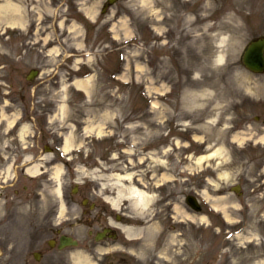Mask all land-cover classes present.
<instances>
[{
    "label": "rangeland",
    "instance_id": "rangeland-1",
    "mask_svg": "<svg viewBox=\"0 0 264 264\" xmlns=\"http://www.w3.org/2000/svg\"><path fill=\"white\" fill-rule=\"evenodd\" d=\"M107 1L20 0L21 4L18 3L28 11L23 13L24 17L27 14V19L38 27L30 30H40L28 35L39 44L36 49L31 42L22 61L18 54L25 46L23 36L27 31L8 29L6 12L3 14L0 119L4 109L13 115L22 113L23 121L37 134L33 138L30 133L23 142L13 129L9 142L19 144V148L23 143L34 142L42 148L45 145L52 148L61 146L64 135L73 130L75 144L82 148L66 154L71 161H66L65 153H61L66 162L63 189L72 190L73 196H88L86 203L96 201L100 191L117 195L114 193L118 186L116 174L131 173L132 182L158 198L157 203L166 195L175 201L177 195V203L181 205L185 195L197 190L198 183L207 175L214 177L215 185L208 186L210 195L226 193L224 197H231V202H226L231 205V219L210 215L212 224L205 223L202 242L192 229L168 231L162 222L157 224L152 230L157 242L163 240L164 234H170L156 247V264H264V162L260 161L264 159V144L241 150L231 140V125L236 121L254 114L264 116V74L250 72L241 62L251 37L264 33V0H116L107 12H102ZM86 7L95 10L93 20L97 22L86 17L83 12ZM152 8L160 15L156 16ZM54 46L60 50L59 56L50 51ZM41 49L43 57L39 55ZM120 53L124 56L122 61ZM221 53L225 60L220 64L217 58ZM76 61L80 69L75 66ZM119 65L122 78L121 70L117 71ZM33 69L39 73L30 81L27 78ZM90 72H93L89 83L91 93L86 95L76 89L73 81ZM114 74L120 78L113 77ZM1 95L8 97L5 98L9 102L5 103ZM155 101L157 106H153ZM61 104L67 108L63 116L59 111ZM25 111L35 119L28 118ZM234 111L240 114L236 116ZM106 112L109 117L105 116ZM43 113L47 114L46 129L37 117ZM84 117L87 123L93 121L95 125L105 122L103 130L83 133L80 120ZM212 118L215 121L211 123ZM218 147L224 150L220 170L232 174L231 179H226L228 182L215 176V159L220 157L209 159L201 166L195 163L198 155ZM52 157L53 154L48 156ZM15 169L19 182L13 194L20 193L14 199L10 224L5 223L10 214L6 215L0 208L3 223L0 264H24L23 257L31 248L32 232L26 230V224L35 212L25 215L24 209L32 206L31 200L41 214L58 200L51 191L52 183L47 180L49 175L33 181L25 177L21 167ZM41 181L46 184L41 185ZM237 184L242 186L241 193L233 189ZM34 185L39 186L37 189L42 193L39 196L44 198L38 203L34 200L37 196L32 191ZM79 186H82L80 191L75 189ZM27 195L32 197L26 203ZM128 200L124 197V204ZM155 200L151 206H155ZM149 210L140 211L144 215ZM237 230L241 234L235 236ZM153 237L141 248L140 259L136 255L127 256L128 264H152ZM198 244L205 252L203 258L195 259L193 254Z\"/></svg>",
    "mask_w": 264,
    "mask_h": 264
},
{
    "label": "flooded vegetation",
    "instance_id": "flooded-vegetation-1",
    "mask_svg": "<svg viewBox=\"0 0 264 264\" xmlns=\"http://www.w3.org/2000/svg\"><path fill=\"white\" fill-rule=\"evenodd\" d=\"M30 36H32V33ZM28 52L29 48L23 49L25 55ZM24 57H21V61ZM26 113L29 116L28 112ZM234 113L236 116L240 114L238 111H234ZM262 116L261 113L257 116L256 123H264V117L262 119ZM244 125L245 121H236L234 127L238 128ZM259 128H263V125H260ZM6 140L7 137L4 129H2L0 130V193L6 197H11L9 187H12L13 184H4L6 181L4 175L9 166L13 164L25 166L33 164L35 160L43 158L41 155L43 148L36 142L21 145L19 148V144L13 145L7 143ZM13 146H15V149ZM30 146L34 148L31 149ZM203 186V183L199 182L198 190L202 191ZM86 198L88 196L86 197L83 194L80 196L70 195V197L65 198L66 206L64 208L54 204L46 213L42 214L39 208H31V211H35L31 214L29 221V226L32 229L29 241L31 248L27 251V255L23 257L24 264H82V262L83 264H126L128 257L123 251H130L129 248L133 244L132 237L128 235L129 228L137 233L136 257L137 253L141 251L142 240L148 239L151 242L153 233L146 229L147 224L142 223L140 213H136V218H134L127 206L110 207L99 200L86 203ZM167 202L171 203V200H166L162 204L165 205ZM11 208L12 205H10L9 210ZM152 211L155 223L157 222L160 225L162 222L166 230L170 231L176 228L182 231L188 228L194 232L192 227H188L183 223H173L171 206L160 207L157 205L152 208ZM195 231L198 241L202 242L204 231L202 228ZM169 234H164L161 242H157L153 237L154 241L151 243L152 264L157 262L156 247L166 241ZM181 234L183 235V232ZM70 238L77 239L78 244L71 245L62 242L63 239ZM185 242L188 241L185 240ZM62 244H64V247H62ZM136 262H138L137 259Z\"/></svg>",
    "mask_w": 264,
    "mask_h": 264
},
{
    "label": "bare ground",
    "instance_id": "bare-ground-1",
    "mask_svg": "<svg viewBox=\"0 0 264 264\" xmlns=\"http://www.w3.org/2000/svg\"><path fill=\"white\" fill-rule=\"evenodd\" d=\"M16 1V2H15ZM7 0V2H1L0 3V19H2L4 17V13L6 12V20L8 22H10V25H14L16 27H21L22 25L24 26L25 24V20L26 18H24V14L26 11L23 7H21V5H19L17 2H20V0ZM21 4V3H20ZM152 10L154 11V14L160 15L159 11L152 8ZM86 13L88 14L89 17L94 18V13L95 10L92 9L91 7H87L86 9ZM62 25V23H60ZM158 27V26H157ZM75 27H73L72 30H74ZM43 41V40H42ZM47 41H49L47 39ZM222 44V46L225 43V40H221L220 42ZM75 47H79L76 46ZM51 52H53L54 54L56 53L57 56H59L61 54L60 50H58L57 46H54L51 50ZM225 60V55L223 53L218 55L217 61L218 63H223ZM75 66L78 67V61L75 62ZM91 78H88L87 80H80L77 79L75 80L74 84L80 88L81 90H83L85 93L90 94L91 90L89 88V83H91ZM199 96V95H198ZM198 98V97H197ZM157 101H155L153 103V106H157ZM59 111L61 116L65 115L67 108L64 104H61L59 107ZM18 113H15L14 115H9L8 119H9V124L10 126L13 125L17 120H18ZM105 116L109 117V112L105 113ZM3 117H6V114L3 113ZM215 121V118H212L209 122H213ZM102 122V121H101ZM87 123V122H86ZM105 126V122L104 123H99L98 125H95L93 123V121H88L85 129L86 132L91 133L92 131H101L103 130V127ZM30 129V125L29 124H25L24 126L21 127L20 129V136H22V140H26V135L28 133V130ZM252 132V130L250 128H247L246 132H238L235 136H234V140L235 142L238 143H243L245 142L246 138H247V133ZM74 131L71 130V132L67 133L66 135H64V149L66 151H70L72 150L74 147H79V146H75V135L73 134ZM241 133H244L242 135H240ZM202 140V139H201ZM260 140H262L264 142V135L260 136ZM260 140H258L259 142H261ZM25 142V141H24ZM165 145V144H164ZM166 146V145H165ZM224 155V150L222 147H218L215 148L214 150H212L211 152H209L208 154H202L198 157L195 158V163L198 165L203 164L205 161L209 160V159H213V158H219V161H217L218 163H223V159H221V156ZM218 168H220V165L217 164ZM216 166V167H217ZM29 172H34L37 173L40 171V167L39 165H35L33 167H29L28 168ZM64 171V167L62 164L57 165L53 180L54 182H56V186H57V190L60 192L62 190V172ZM231 172L230 171H221L219 176L223 177V178H230ZM133 175L131 173L129 174H125V175H120V174H116L114 175V179L116 180L118 186L115 187V194L117 193V195L112 196L110 198L111 202L113 203V205L115 206H119L120 205V201H123V198H127V200L129 201V204L134 208V210H132L133 212H136L141 210V209H147L148 206L154 201V197L149 194L145 189H142L139 186H136L132 180H133ZM124 180L129 181L130 183L128 185L124 184ZM226 200H229L226 198ZM219 199H215L213 204L215 207L219 208L217 210L222 209L223 212H225L224 214H226V217L231 219V215H229V205H226L225 203H219ZM222 212V211H221ZM192 216V215H189ZM200 220H203L207 222L210 221L209 217L203 216V218H200ZM210 223V222H209ZM156 224L153 223L151 225V228H153ZM77 261H80L79 259H77ZM81 262V261H80ZM257 264H260L259 262Z\"/></svg>",
    "mask_w": 264,
    "mask_h": 264
},
{
    "label": "water",
    "instance_id": "water-1",
    "mask_svg": "<svg viewBox=\"0 0 264 264\" xmlns=\"http://www.w3.org/2000/svg\"><path fill=\"white\" fill-rule=\"evenodd\" d=\"M247 51L245 62L253 70L264 69V39H261L258 43H254Z\"/></svg>",
    "mask_w": 264,
    "mask_h": 264
}]
</instances>
